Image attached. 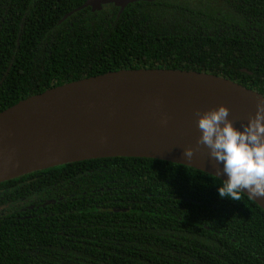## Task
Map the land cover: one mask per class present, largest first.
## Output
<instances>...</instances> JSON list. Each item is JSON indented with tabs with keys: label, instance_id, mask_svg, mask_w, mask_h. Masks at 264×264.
I'll return each mask as SVG.
<instances>
[{
	"label": "trees",
	"instance_id": "1",
	"mask_svg": "<svg viewBox=\"0 0 264 264\" xmlns=\"http://www.w3.org/2000/svg\"><path fill=\"white\" fill-rule=\"evenodd\" d=\"M82 1L0 6V110L65 82L135 68L211 73L264 96V0L135 1L117 18L82 9L59 21ZM253 76L263 81H245ZM223 182L187 165L121 156L2 181L15 188L0 199L46 195L23 224H11L19 213L0 216V264H264V210L242 192L219 197Z\"/></svg>",
	"mask_w": 264,
	"mask_h": 264
},
{
	"label": "water",
	"instance_id": "2",
	"mask_svg": "<svg viewBox=\"0 0 264 264\" xmlns=\"http://www.w3.org/2000/svg\"><path fill=\"white\" fill-rule=\"evenodd\" d=\"M135 1L85 0L76 9ZM73 10L59 20H64ZM243 70V69H242ZM263 95L211 73L166 68L106 71L53 86L0 110V182L64 163L147 157L187 165L224 181L197 143L198 115L224 105L241 129ZM193 150L186 158L184 149ZM264 210V197L251 198Z\"/></svg>",
	"mask_w": 264,
	"mask_h": 264
},
{
	"label": "clouds",
	"instance_id": "3",
	"mask_svg": "<svg viewBox=\"0 0 264 264\" xmlns=\"http://www.w3.org/2000/svg\"><path fill=\"white\" fill-rule=\"evenodd\" d=\"M255 116L241 129L228 120V109L219 105L198 115L197 127L202 143L222 168L226 179L217 187L221 198L239 200V192L251 198L264 197V97L257 102ZM193 150L184 149L183 155L190 159Z\"/></svg>",
	"mask_w": 264,
	"mask_h": 264
},
{
	"label": "flooded vegetation",
	"instance_id": "4",
	"mask_svg": "<svg viewBox=\"0 0 264 264\" xmlns=\"http://www.w3.org/2000/svg\"><path fill=\"white\" fill-rule=\"evenodd\" d=\"M84 1L85 0H83L82 3ZM2 5H4V13H6V9H8L10 7V0H0V6H2ZM80 5H78L77 7H79ZM77 7H74V8L69 10V11L73 10V12L71 14H73L74 12H77L79 10L85 9L84 12H87V13H93V14L102 13L101 15L104 16V20H107V18H110L111 16L113 18L119 17L121 12L125 8L124 7L123 10L121 12H119L120 7L115 6L112 3L101 4V6L95 10H93V8L90 6H85L83 8L76 9ZM0 9H1V7H0ZM69 11H67V12H69ZM66 13H64V14H66ZM71 14H69L67 17H69ZM63 15L61 16V18L63 17ZM71 32H74V31H71ZM262 34L264 35V31L262 32ZM263 47H264V45H263ZM263 62L264 61L259 62L260 63V71L257 72V74H259L262 77H264V63ZM241 71H245L244 68H241ZM248 72H250V73H247L249 75H251L253 73L252 71H248ZM245 81L249 84H253L256 81L254 83V84H256V83H261L263 81V79L261 77L253 76L251 78L245 79ZM258 88L264 90L262 87H258ZM10 187H11V190L15 188L14 186L0 185V197L3 193L8 191L10 189ZM10 195H11V192H9L6 197L0 199V216H3L4 214L9 213V211L14 212L16 214L19 213L17 216L18 221L16 219V220L12 221L11 224H15L17 222H18V224H23L25 222L26 218L39 215L38 208L43 207V205L41 204V201L43 199H45L46 194L44 195V197H41L39 191L32 190V192L26 193L25 195H21L18 200H14V201H11V198H8ZM15 218H16V215H15ZM30 253L34 254L32 252H30ZM35 260H37V256H35ZM32 264H35V263L32 262Z\"/></svg>",
	"mask_w": 264,
	"mask_h": 264
}]
</instances>
